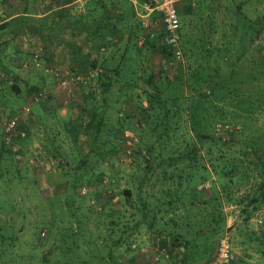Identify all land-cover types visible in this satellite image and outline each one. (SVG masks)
Masks as SVG:
<instances>
[{
	"label": "rangeland",
	"instance_id": "obj_1",
	"mask_svg": "<svg viewBox=\"0 0 264 264\" xmlns=\"http://www.w3.org/2000/svg\"><path fill=\"white\" fill-rule=\"evenodd\" d=\"M57 1L40 0V10ZM117 1L124 11L109 34L115 43L109 67L127 51L117 67L122 76L101 105L99 81H70L88 73L93 57L100 64L107 49L96 54L84 47L86 32L67 29L68 17L65 28L52 29L58 10L43 16L46 29L28 24L35 16L21 12L37 10L38 0H0V264H209L221 232L241 244L237 236L264 231V0H177L178 59L162 46L160 25L138 28L126 9L130 2ZM81 5L77 14L86 10ZM248 27L256 32L249 35ZM75 33L81 44H73ZM206 59L211 63L202 76L212 92L203 98L207 88L187 73ZM179 73L186 82L171 85ZM148 76L166 82L167 96L179 97L174 115L164 116L165 103L141 109ZM63 77L72 92L60 86ZM222 81L234 91L222 90ZM235 92L250 105L243 116ZM205 169L196 201L217 195L206 242L205 234L183 227L194 223L184 216L185 188L194 175L206 176ZM124 189L132 192L129 202ZM191 228L207 230L202 223ZM185 238L198 246L193 257Z\"/></svg>",
	"mask_w": 264,
	"mask_h": 264
},
{
	"label": "trees",
	"instance_id": "obj_2",
	"mask_svg": "<svg viewBox=\"0 0 264 264\" xmlns=\"http://www.w3.org/2000/svg\"><path fill=\"white\" fill-rule=\"evenodd\" d=\"M110 1L112 2L111 5L112 4L114 5V6H111V7H114V9H115V7H118L119 5H120V7H123V5L120 2H118L117 0H110ZM129 4H130V7L128 6V7H126V9L128 10V8H130L131 10L129 9V12L132 15H134V17H135V13L133 11V7H132L131 3H129ZM61 10H64V8L61 9ZM122 10L124 11V9H122ZM64 15L65 14L59 10L58 14H57V17L58 16L61 17V19L62 20L64 19L65 22H66V16L64 17ZM179 16H180V14H179ZM121 17H122V11H121ZM76 18H75V20H76ZM112 18H113V16L111 15L109 22H112L114 20ZM80 19L81 18L78 19L79 20V24L83 22V18L81 19L82 21ZM64 24H66V23H64ZM4 26H5L4 23H0V28H2ZM137 26H138V28L141 29V27L139 26L138 21H137ZM234 28H236V27H234ZM232 31H234V29ZM246 31L250 35V34H252L253 29L248 27ZM111 32L112 33L113 32H117V26H115V25L114 26H107L101 32V34H102L101 42L100 43L99 42L96 43L97 46L93 45L94 46L93 50H94V52H96V54L100 53L99 52L100 49L101 50H104V49L106 50L107 49L106 56L100 61V64L98 63L99 62L98 61L99 60L98 57H93L94 59L92 61L93 63H92V66H91L92 68L86 70V71H88V73L80 72V73L84 74L85 78L83 80H80V81L76 82V84H79L81 86H92L94 84V80L95 79H96V81H99V85L101 86V91H102V95H103V100H101V101L98 100L101 105H103V101H105L107 99L106 95L104 96V94L109 93L110 89H112V86H113L112 82L113 81H118V79L121 78L120 76H122L121 73H120V68L118 69L117 67L119 65V61L125 59L124 58L125 53H126L125 51H127V49L125 48L122 51V53H120L119 57H121V58L115 59V63L114 64L117 67H109L108 63H109L110 59L113 58L114 53H115V49H113V46H114L115 43L114 42H110V39H109V34ZM253 32H256V31L254 30ZM180 33H181V39H182V32L180 31ZM251 37H252V35H251ZM251 37L249 38L250 40H251ZM162 46L164 47V49L166 51L169 50V48H167L165 45L162 44ZM205 49H206L207 57H211L214 54L213 48H210L208 45L205 47ZM86 55H88V53H86ZM82 62H84V60H82ZM229 62H231V60H229ZM209 63H211V62L209 60H207V59L204 60V61L200 60V61L196 62L195 67H192L191 69H189V71L187 73V75L189 74L192 77H196V79L198 80L196 82H197V85H199V87H201L202 83H203L205 85V87L207 88L205 91H200V95H201L200 97H203V98L208 97L211 94L210 91L212 92V90L209 89V87H208L210 79L207 78L206 76H202L205 72H207V69L209 68ZM97 64H98V66H97ZM230 65H233V62H231ZM89 72H91V73H89ZM88 74H90V75H88ZM147 82H148V84L150 86V91L149 92H145V96H146L145 100L147 101V106L146 105L145 106L141 105V107H142L141 109L142 110H147V109H152V108H158L159 105H162L164 103L168 104V102H170L169 107H166L165 104L163 105V107L165 108V109H163L164 110V116L165 117L168 116L169 113H172V115H174L178 111L176 108H178V106H179V97L174 95V93H172V94L170 93L167 96V93H166L167 92V87L166 86H168V85L162 86L163 83H166L163 80H158V79H154L153 80V77L148 76ZM184 82H186V78H184L179 73L176 76V79H173L172 81H170V84L175 86V85H182ZM200 82H201V84H200ZM125 84H126L125 82L122 83L121 89L125 90V87H124ZM217 85L222 90L226 91V93H231L232 91H234L233 89H231L229 87L230 85L226 81H222L221 82L222 86L220 84H217ZM194 91H192V93ZM129 96L130 95H128V94L126 95V99L127 100L130 99ZM233 99L236 102L240 101V99H241V101L244 103V110H243V112L241 114V116H243L249 110L250 105L237 92L234 93ZM137 100L140 103V100H141V96L140 95H137ZM213 107L215 108V105H213ZM189 114L192 115V112L189 111ZM237 114L240 115L239 113H237ZM233 124H234V122H233ZM5 133H8V132L5 131ZM211 138H212L213 141H215V139L213 137H211ZM159 140L164 141V139L157 137V141H159ZM223 142L225 143L226 141H222V143ZM164 144L165 143H160V146L162 147ZM195 147H194L193 150L189 149V153L190 154H191L192 151H197V149ZM247 147L250 148V151L253 149V152L251 151L252 154H254V155L258 154V152H257L258 149H256L255 147H252V146L250 147L249 144L247 145ZM69 164L70 163H67V165H69ZM70 166H71V164H70ZM70 166H69V168H70ZM74 171H75V168L72 170V174H73ZM205 171L207 172L206 176L198 177V176L194 175L192 184L186 186L185 192L187 193V196H185V198H186V201H188V202L186 204L184 202H182V205L185 204L184 207L186 209L184 216L187 217L192 223L194 221L193 225L195 224V225L199 226V224H201V223L204 224L207 227V230L203 231V229L201 228L199 231H198V229L195 230V231H192L191 226H193V225L189 224V223H185L183 227L185 228V230H187L189 232H192L194 234H197L198 232L200 234H203V235L205 234V242H206V240L208 239V235H206V233L208 231H210V228H213V223L216 222L215 221V214H214L215 210H213V208L212 209L209 208V206H210V204H212L213 201H215L217 199V195L215 194L216 193V191H215L214 192L215 195L213 197L207 198V199H203L201 202L196 201L197 200V198H196V196H197V183L203 182L208 177V171L206 169H205ZM263 171H264V169H263ZM123 194H124L125 198L127 199V201L129 202L131 200V198H132V192L129 189H124L123 190ZM249 202L250 201H248V203ZM202 204H205V207H202L203 206ZM195 214H197L196 217L197 216L200 217L198 219L196 218V221L194 220ZM152 225H153V223L149 224V226H152ZM166 239L167 238L161 239L160 244L164 246L167 243ZM193 243H194V240H191L189 238L188 239L187 238L183 239V246L185 248H187V251H188L187 255L191 256V257H193L195 255V253L197 251V247H198V246L197 247L196 246L192 247ZM189 246H191L192 248L190 249ZM205 251L206 250L203 249V252H205Z\"/></svg>",
	"mask_w": 264,
	"mask_h": 264
},
{
	"label": "crops",
	"instance_id": "obj_3",
	"mask_svg": "<svg viewBox=\"0 0 264 264\" xmlns=\"http://www.w3.org/2000/svg\"><path fill=\"white\" fill-rule=\"evenodd\" d=\"M85 4H86V10L84 9L83 13L81 12L77 14L78 11L77 7L81 5V9H83ZM111 6L114 5L113 4L111 5L110 0H58L57 2L53 3V5H50L49 8L47 7L46 4V8L40 10V0H38L37 10L30 11L28 10V8H24L21 14L28 16H35V19L32 18L34 22H28V24L33 23L35 25L36 23L37 24L36 29L38 30V29L47 28L45 27L47 22L45 24H44L45 21L41 22L45 20L43 16L45 17L46 14L54 13L57 10L58 11L60 10L61 12L66 14V17H68L69 25L67 26V29H78V30L80 29L86 32V39H84L85 42L84 47H89L88 49L91 50V52H94L93 45H95L97 42H101L102 30H104L107 26H114V25L119 26V22H121L120 20L121 12L119 13V11H121L122 7H120L119 5L114 9V7ZM63 8L64 10H61ZM56 14L58 13H55V15ZM69 14H72L75 17ZM111 15L113 16L112 19L114 20L112 22H109ZM76 17H79L81 19L83 18V22L79 24L78 21H74ZM64 22H65L64 19L62 20L61 17L58 18L56 16L53 22H49V24H51L52 29L60 30L61 28H65L66 25L64 24ZM28 24H25L27 26V29L35 27V26H30ZM14 28L15 27H11L10 30L14 32L13 31ZM77 35L78 34L75 33V36L73 35L71 37V40L75 45L81 44L82 43L81 40H83V39H79L78 42ZM25 40H28V38L25 37ZM63 61H67V58ZM74 63L75 62L72 58L71 65H73ZM227 221H230V219ZM241 237L242 238L240 239L238 236L236 237V240L238 241L241 240L240 241L241 244L233 243L234 251H235V259L228 264H264V231H260V230L251 231L242 234ZM142 263L143 262H138V264H142Z\"/></svg>",
	"mask_w": 264,
	"mask_h": 264
},
{
	"label": "built area",
	"instance_id": "obj_4",
	"mask_svg": "<svg viewBox=\"0 0 264 264\" xmlns=\"http://www.w3.org/2000/svg\"><path fill=\"white\" fill-rule=\"evenodd\" d=\"M135 13L139 26L151 32L160 25L159 38L163 45L169 48L172 57L181 56V21L177 9V0H128ZM85 78L84 74L77 73L70 83L74 84ZM60 86L67 92L72 88L66 78L60 80ZM15 124V119L7 121L5 131H10ZM235 259L233 239L231 232L225 230L219 235L214 256L209 264H228Z\"/></svg>",
	"mask_w": 264,
	"mask_h": 264
}]
</instances>
